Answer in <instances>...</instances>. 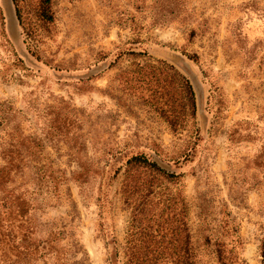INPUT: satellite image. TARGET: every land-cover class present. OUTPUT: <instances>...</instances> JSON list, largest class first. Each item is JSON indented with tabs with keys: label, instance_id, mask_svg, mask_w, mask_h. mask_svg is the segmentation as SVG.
Listing matches in <instances>:
<instances>
[{
	"label": "rangeland",
	"instance_id": "rangeland-1",
	"mask_svg": "<svg viewBox=\"0 0 264 264\" xmlns=\"http://www.w3.org/2000/svg\"><path fill=\"white\" fill-rule=\"evenodd\" d=\"M37 9L0 0V167L18 161L7 189L39 247L1 246L0 264H124L130 244L159 264H264V0H51L46 24ZM139 155L179 175L159 189L180 201L124 203Z\"/></svg>",
	"mask_w": 264,
	"mask_h": 264
},
{
	"label": "trees",
	"instance_id": "trees-1",
	"mask_svg": "<svg viewBox=\"0 0 264 264\" xmlns=\"http://www.w3.org/2000/svg\"><path fill=\"white\" fill-rule=\"evenodd\" d=\"M37 14L43 23H51L53 20L51 0H38ZM16 16L21 18L19 10L17 11ZM128 54L146 56V53H135L133 51L128 52ZM177 76L180 75L177 73ZM181 80H183V84L176 85L178 89L176 94L178 97L180 96V98H184L187 101L190 115L194 117L195 98L193 90L186 79L181 77ZM176 124L178 123L175 122L171 125V127ZM175 129L176 127H172V130ZM6 162H8L7 166L0 167V190L2 192L0 197V247L2 246L3 249L5 247L13 248L21 257H29V255L35 256L39 252V247L31 237L33 233L30 226H28V221H26L25 218L30 210L29 202L23 197V195H16L12 193L13 190L7 189L8 184L12 181V167H16L18 161L7 158ZM123 167L124 180L122 181L121 188L124 203L130 205L133 201L137 208L143 210V206L147 204L153 205L156 201H180V198L175 196H164L162 190L159 189L161 188L159 184H162L163 181L177 184L179 175L167 172L164 168L159 166L156 161H150L142 155L133 156L125 162ZM137 170H140L141 175L134 173ZM140 215L141 213L139 211L135 212L132 221L140 224ZM4 217H6L5 222L2 220ZM15 222L19 223V226L16 228L19 231V235H21L18 242L15 241V237L11 238L9 236L11 232L8 231L10 233L8 234L6 231L7 229L10 230L9 228ZM136 229H138V226ZM138 234L141 238L147 236V234H145L141 229L138 231ZM54 235H57L58 237L60 234H53L50 238L43 242L44 246L47 247V250H53L52 244H54L57 240ZM130 236H133V234H130ZM134 240H131V242L133 243ZM23 244H25V246H23ZM139 244L142 245L143 248L147 245V243L145 244V241L141 240ZM134 247H131L130 244L129 249L125 254L124 264H159L161 262H167L170 259V256L162 254L156 256L150 255L142 250H134ZM261 256L264 258V241L262 243ZM114 257L117 256L110 258V262L108 264H117V260H115ZM176 259L178 264H193L189 258L187 260H183L181 255H178Z\"/></svg>",
	"mask_w": 264,
	"mask_h": 264
}]
</instances>
